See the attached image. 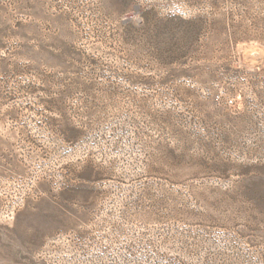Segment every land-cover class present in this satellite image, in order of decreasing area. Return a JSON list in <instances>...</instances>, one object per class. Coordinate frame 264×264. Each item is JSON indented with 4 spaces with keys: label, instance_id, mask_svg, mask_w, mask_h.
<instances>
[{
    "label": "rangeland",
    "instance_id": "1",
    "mask_svg": "<svg viewBox=\"0 0 264 264\" xmlns=\"http://www.w3.org/2000/svg\"><path fill=\"white\" fill-rule=\"evenodd\" d=\"M0 264H264V0H0Z\"/></svg>",
    "mask_w": 264,
    "mask_h": 264
}]
</instances>
